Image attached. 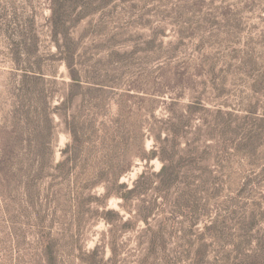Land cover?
I'll return each instance as SVG.
<instances>
[{
    "label": "rangeland",
    "instance_id": "obj_1",
    "mask_svg": "<svg viewBox=\"0 0 264 264\" xmlns=\"http://www.w3.org/2000/svg\"><path fill=\"white\" fill-rule=\"evenodd\" d=\"M53 1L0 0V149L12 135V162L43 167L41 216L25 174L0 190V264H166V252L211 243V218L225 220L242 202L264 206V0ZM44 105L50 122L37 115ZM65 119L129 134L101 172L127 166L119 183L131 187L146 171L137 198L83 202L71 225L65 202L45 209L46 192L62 182L53 165L71 141ZM25 120L39 130L31 139L19 136ZM159 142L176 169L163 187L154 176L163 162L147 158ZM96 180L90 193L101 196L112 179ZM180 204L200 220L194 231Z\"/></svg>",
    "mask_w": 264,
    "mask_h": 264
},
{
    "label": "trees",
    "instance_id": "obj_2",
    "mask_svg": "<svg viewBox=\"0 0 264 264\" xmlns=\"http://www.w3.org/2000/svg\"><path fill=\"white\" fill-rule=\"evenodd\" d=\"M54 3L53 0H50ZM60 2L63 7L65 3L67 5L68 0H56ZM70 5L75 1L70 0ZM75 7L73 5L72 9ZM52 16L56 14V8L53 7ZM77 92H71L70 97ZM44 105L41 113L37 115L41 116L44 122H50L51 118L48 113L45 112ZM37 112V111H36ZM30 115V114H28ZM25 120L26 124L21 126L20 135H26L30 139L36 135L39 130L37 125ZM66 126L71 135V141L61 151V158L54 163L53 169L61 172L59 177L61 184L51 186L45 194V209L49 211L57 210L59 203L65 202L66 205V219L69 224H75L79 215L81 214L80 208L83 202L91 201L92 199L100 200L101 204L110 195H118L124 201H130L141 193V188L144 184V180L147 177L146 171H143L134 184L128 187L124 183H119V178L122 172L127 166L120 171H105L103 165H106L110 160H116L122 150L124 143L126 142V136L129 134L119 133L120 126L107 125V124H93L90 122L87 126L79 124L74 120L65 119ZM31 124L30 128H28ZM124 128V127H123ZM134 128L138 130L140 145L143 141V133L141 132L143 126L140 124L134 125ZM15 131V130H14ZM10 131V134L14 132ZM159 134L155 136V140H160ZM22 139V138H21ZM12 135L7 136V142L9 147H2L0 149V167L5 168L7 174H3L0 171V190L2 193L11 187V180L9 182L10 174H25V180L22 181V186L26 187L31 200L36 197V201L30 206L39 216L42 215L43 206L40 201L41 190L37 187V179L43 171V167L38 166L37 170H31L32 166L26 163L23 164V159L16 161L18 164H14L12 159L14 157L12 150ZM164 142H159L156 148H152L147 153V158L151 159L158 157L161 159L162 166L158 173L154 176L158 179L157 187H163L165 184L176 177L175 166L172 165L170 158H167V148L162 146ZM42 144L37 143V148H41ZM12 164L16 165V171L13 170ZM101 167V168H100ZM108 175L112 180L110 184L105 186V191L101 196H96L90 193V188L97 184V181H91L92 179H101ZM36 176V177H35ZM259 182L264 180V169L260 170ZM91 181V182H90ZM218 188L215 189V195ZM87 192V193H85ZM87 194V196L85 195ZM190 194L188 191L181 192L178 199L183 200L182 197ZM84 196V198H83ZM62 199V200H61ZM9 203L14 202L15 198L9 196L7 198ZM182 208L180 216L183 218V224L190 230L194 231L195 226L200 223V220L196 218L194 209L191 206L180 204ZM235 209L230 211L229 216L225 220L215 221V218H211L210 224L203 225L204 229L210 228L211 231L217 229L215 234L211 237V243H205V247L200 249H194L191 244L187 248L177 252L168 251L167 244L164 245V251L167 253L166 264H180V260L186 261L188 264H264V206L259 201L242 202L241 205L235 206ZM176 211V210H175ZM242 211V214L239 212ZM98 212V211H97ZM236 219H232L233 217ZM137 217L141 218L144 222H148V216H141L137 214ZM234 217V218H235ZM231 220V221H229ZM215 222V223H214ZM150 228V225H149ZM235 228V229H234ZM151 229V228H150ZM236 231V232H234ZM157 232V230H155ZM223 233L218 236L217 233ZM217 235V236H216ZM232 237L231 241H227ZM204 239V236L199 237ZM156 241V236H153V245ZM151 245V244H150ZM152 246V245H151ZM209 247V259L204 260L205 252ZM230 249L232 254H227ZM232 256V257H230Z\"/></svg>",
    "mask_w": 264,
    "mask_h": 264
}]
</instances>
